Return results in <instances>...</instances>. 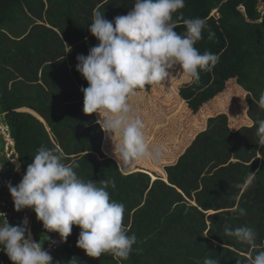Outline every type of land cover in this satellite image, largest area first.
<instances>
[{"label":"trees","instance_id":"1","mask_svg":"<svg viewBox=\"0 0 264 264\" xmlns=\"http://www.w3.org/2000/svg\"><path fill=\"white\" fill-rule=\"evenodd\" d=\"M133 2L0 0V113L23 172L40 146L54 150L75 166L79 177L109 182L111 198L125 205V227L137 237L127 260L110 253L92 258L76 247L78 226L61 242L34 213L36 242L45 250L57 249L52 264H203L206 257L218 264H246L253 249L225 229L250 226L256 244L264 248V145L257 143L252 126L264 119L257 103L264 91L260 0H185V7L173 14L181 34L184 19L207 20L215 37L209 40L206 30L195 46L217 54L219 62L210 71L201 70L199 82H189L173 66L160 83L130 96L148 139L164 150L156 169L139 163L120 166L113 153L115 136L108 135L107 144L115 158L105 154V132L96 123L97 113L82 110L80 89L88 85L76 71V57L87 56L98 44L88 31L93 11L112 20L126 15ZM192 131L179 155L183 148L168 144L169 138L185 139ZM11 166L10 180L19 183ZM249 172L255 177L245 189ZM234 208L245 209L246 215ZM2 258L12 264L3 251Z\"/></svg>","mask_w":264,"mask_h":264},{"label":"clouds","instance_id":"2","mask_svg":"<svg viewBox=\"0 0 264 264\" xmlns=\"http://www.w3.org/2000/svg\"><path fill=\"white\" fill-rule=\"evenodd\" d=\"M184 7L185 0H134L126 15L112 20L99 9L93 11L88 31L98 44L89 49L87 56L76 57V71L88 85L80 89L82 110L85 114L97 113L96 123L101 129L118 138L113 153L120 166L139 163L158 167L164 159L162 146L148 139L145 122L130 105V96L148 84L160 83L173 66L178 65L189 82H199L200 71H210L219 62L217 54L201 52L195 46L206 30L209 40L215 37L205 18L184 19V33L175 31L173 14ZM257 103L264 108V91ZM252 126L256 127L257 143L264 145V119L253 121ZM6 127L4 114L0 113V128ZM74 167L64 163L61 154L40 146L21 181L15 186L6 185L14 209L31 208L43 228L57 233L61 242L73 226H78L76 247L89 257L110 253L127 260L137 237L129 234L123 223L125 205L111 198L108 181L85 180ZM254 177L255 172H249L242 187H250ZM111 187L115 188L114 181ZM232 211L246 215L243 208ZM27 225L25 218L22 225L11 226L0 212V251L12 264H52V256L41 242L32 239ZM225 234L253 249L246 264H264V248L256 244L257 233L252 227L226 228ZM203 264L218 261L206 257Z\"/></svg>","mask_w":264,"mask_h":264},{"label":"rangeland","instance_id":"3","mask_svg":"<svg viewBox=\"0 0 264 264\" xmlns=\"http://www.w3.org/2000/svg\"><path fill=\"white\" fill-rule=\"evenodd\" d=\"M260 1H261V4H262L263 0H260ZM177 75L178 74L176 73V75L172 78V82L171 83L173 84V86H176L175 84H176V80H177ZM157 119H158V117H157ZM4 129L7 130V127L4 128ZM2 136H4V138H2ZM5 144H11V143L9 142V139L5 137L4 134L3 135L0 134V212L5 214V218H6V220H7V222L9 224L13 223L14 226L22 225V222L25 219V217L27 215L29 217L30 211H31L32 215H34V212H33V210L31 208H24L21 211H16L14 209L13 201H12V198L10 196V193H9L8 188H7L6 185L11 183L12 186H15L18 183L13 182V181L10 180V177H11L12 173L10 175L5 174V173H6V170L9 169V168H10V171H11V168H12L11 165L12 164H14V167H15L16 171H17L18 168H17V165H16L17 161H16L15 157L11 158L12 161H10V163H11L10 167H7V166L3 167V162H4L5 158H8V157H6L7 149H5ZM4 149H5V151H4ZM5 162H6V160H5ZM32 220H33V216H32ZM33 226H34V223H31V228L30 229L32 231H33ZM34 237H35V235H34ZM46 251H48L50 253V255L52 256V258L54 260L55 255L58 252L57 249L54 248V247L52 248V246H49Z\"/></svg>","mask_w":264,"mask_h":264},{"label":"crops","instance_id":"4","mask_svg":"<svg viewBox=\"0 0 264 264\" xmlns=\"http://www.w3.org/2000/svg\"><path fill=\"white\" fill-rule=\"evenodd\" d=\"M165 96H166V100H169L168 98L170 97V94H168V95H166L165 94ZM151 96H150V94H148V98H150ZM182 109L181 108H179L178 109V111L176 112V113H179L180 111H181ZM97 118H99L98 117V114H97ZM168 119H169V117H168ZM159 127V126H158ZM157 127V128H158ZM157 128H155V129H157ZM192 129H194V128H192ZM194 132L195 131H192L191 133L189 132V133H187V136L185 137V139L184 138H179V139H177V137H170L169 138V141H168V144H178V147L179 148H183V151H181V153L179 152V155H181V154H183L184 153V151L186 150V148L183 146V145H185V144H187V140L191 137V136H193L194 135ZM111 140L109 139V137H108V134H106L105 133V138H104V142H103V151L105 152V154L108 156V157H110V158H115V157H113V156H111L108 152H107V144H109V142H110ZM172 161H176V160H178V159H171ZM153 168H157V167H153Z\"/></svg>","mask_w":264,"mask_h":264},{"label":"built area","instance_id":"5","mask_svg":"<svg viewBox=\"0 0 264 264\" xmlns=\"http://www.w3.org/2000/svg\"><path fill=\"white\" fill-rule=\"evenodd\" d=\"M263 3H264V0H263ZM263 3L261 4V1H260L259 5H258V8L261 11L262 15H264V4ZM7 131H9L8 127H7ZM5 149H7L6 157H8V158H5V160H7L10 163V161H12L11 158L15 157L16 161H18V158L16 157L17 154H16L15 146H13V144H5ZM5 149H4V151H5ZM5 160L3 162V167H5V166L10 167V165H7V164L5 165ZM9 172H10V168L6 170L5 174L9 175ZM1 253H2V251H0V264H8L7 261H5L2 258V254Z\"/></svg>","mask_w":264,"mask_h":264},{"label":"water","instance_id":"6","mask_svg":"<svg viewBox=\"0 0 264 264\" xmlns=\"http://www.w3.org/2000/svg\"><path fill=\"white\" fill-rule=\"evenodd\" d=\"M3 130V131H2ZM9 130V129H8ZM0 134H4L5 135V137L6 138H8L9 139V142L11 143V144H13V146H15V142H14V140L12 139V137H11V135L8 133V131L6 130V129H4V128H0ZM19 159V158H18ZM16 165H17V172H18V174H19V176H20V180L22 179V177H23V175H24V172H23V168H22V165L19 163V160L17 161V163H16ZM32 213H31V211H30V213H29V218H30V220H31V223H33V220H32ZM32 239L34 240V241H36L35 240V238H34V233H33V231H32Z\"/></svg>","mask_w":264,"mask_h":264},{"label":"bare ground","instance_id":"7","mask_svg":"<svg viewBox=\"0 0 264 264\" xmlns=\"http://www.w3.org/2000/svg\"><path fill=\"white\" fill-rule=\"evenodd\" d=\"M25 218L28 220V225H27V227L30 229V228H31V220H30V218L28 217V215H27ZM30 231H31V235H32V230L30 229Z\"/></svg>","mask_w":264,"mask_h":264}]
</instances>
